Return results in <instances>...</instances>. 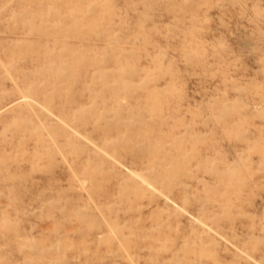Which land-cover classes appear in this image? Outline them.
<instances>
[{
  "label": "rangeland",
  "instance_id": "374dc122",
  "mask_svg": "<svg viewBox=\"0 0 264 264\" xmlns=\"http://www.w3.org/2000/svg\"><path fill=\"white\" fill-rule=\"evenodd\" d=\"M0 264H264V0H0Z\"/></svg>",
  "mask_w": 264,
  "mask_h": 264
},
{
  "label": "bare ground",
  "instance_id": "6f19581e",
  "mask_svg": "<svg viewBox=\"0 0 264 264\" xmlns=\"http://www.w3.org/2000/svg\"><path fill=\"white\" fill-rule=\"evenodd\" d=\"M243 37H244V36H243ZM225 106H226V105H225ZM136 177H138V176L136 175ZM139 178H141V179H142V177H141V176H140ZM141 179H140V180H141ZM143 179H144V177H143ZM143 179H142V180H143ZM143 183H146V181H145V182L143 181Z\"/></svg>",
  "mask_w": 264,
  "mask_h": 264
}]
</instances>
